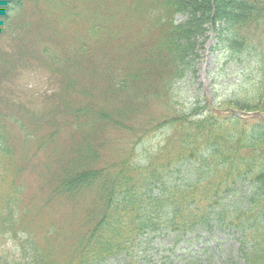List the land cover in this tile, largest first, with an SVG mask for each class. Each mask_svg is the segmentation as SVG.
<instances>
[{
  "label": "trees",
  "instance_id": "obj_1",
  "mask_svg": "<svg viewBox=\"0 0 264 264\" xmlns=\"http://www.w3.org/2000/svg\"><path fill=\"white\" fill-rule=\"evenodd\" d=\"M208 31L257 74L182 106ZM0 83V264H264V0H0Z\"/></svg>",
  "mask_w": 264,
  "mask_h": 264
},
{
  "label": "rangeland",
  "instance_id": "obj_2",
  "mask_svg": "<svg viewBox=\"0 0 264 264\" xmlns=\"http://www.w3.org/2000/svg\"><path fill=\"white\" fill-rule=\"evenodd\" d=\"M178 19L182 20V16H178ZM217 25L224 30V36H226L228 34L227 26H223L222 23H218ZM208 35L209 37L207 38L204 48L200 50L201 57L197 63V72L187 73V76L182 79L178 87L175 88V94L178 93L179 96L182 97L179 100L182 106H185L184 104L190 106L194 101H202L204 100L203 98H207V96L210 100L211 98L212 100L214 99L216 105L220 106V104L226 101H231V98H233L231 95L240 90H244L245 86L243 84H250L251 77L257 74L256 71H250L249 59L245 56L237 60L231 58L228 53L227 44L224 38L220 36V33L208 31ZM16 69L17 67L14 68V73L11 72L14 74V76H11L12 80L5 81V83H12L14 86L16 85L15 89L19 87L25 92L24 96L27 97L22 98V100L16 98L17 102L21 104L27 103L28 101H35L33 99H38V96L40 97L44 94H48L51 89L55 88V86H48L49 83L46 81L45 72L43 74L41 72H30V74L23 73L19 77H16ZM5 83H0V88L4 87L6 89V87H14L6 86ZM238 96L244 97L241 95ZM229 103L226 106H233ZM254 112L255 111H250L249 113ZM262 115L264 114L262 113ZM161 138L162 136L160 132H158L153 134L150 139H152L153 143H156L161 140ZM212 230H214V235L217 240L209 239V241L206 240L207 236H204L201 239L202 242L200 245L198 247H193L192 250L202 254L204 263L221 264L222 259L225 257L237 254L239 246L238 234L233 230L219 229L216 225H213ZM171 243V241H161L159 243L158 240H154L153 246L155 248H160L162 244L163 247H169ZM154 253H159L157 255L154 254V258H159L163 262L165 260L161 257H167L168 254L165 249L160 252L155 251ZM179 260L180 258H178L176 262Z\"/></svg>",
  "mask_w": 264,
  "mask_h": 264
}]
</instances>
